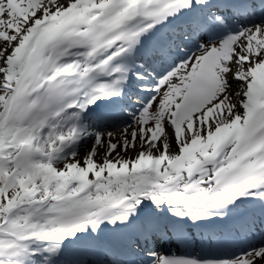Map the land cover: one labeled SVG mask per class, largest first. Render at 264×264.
Listing matches in <instances>:
<instances>
[{
	"label": "snow or ice",
	"instance_id": "snow-or-ice-1",
	"mask_svg": "<svg viewBox=\"0 0 264 264\" xmlns=\"http://www.w3.org/2000/svg\"><path fill=\"white\" fill-rule=\"evenodd\" d=\"M0 264H264V0H0Z\"/></svg>",
	"mask_w": 264,
	"mask_h": 264
},
{
	"label": "bare ground",
	"instance_id": "bare-ground-1",
	"mask_svg": "<svg viewBox=\"0 0 264 264\" xmlns=\"http://www.w3.org/2000/svg\"><path fill=\"white\" fill-rule=\"evenodd\" d=\"M116 102H118V104L120 103V101H115V102H107V103H109V104H111V103H116ZM113 106V105H112ZM128 155L129 156H131V155H133L132 153H128ZM84 155H82L81 157H83ZM100 157H97V159H99ZM162 241V238L161 239H158V240H156L155 242L156 243H159V242H161ZM179 243H182V242H179ZM183 245V244H182ZM157 247H159V250H162V251H164V249H163V247L164 246H156V248ZM186 248V247H185ZM188 250H182V249H174V250H172V252L170 251V252H168L167 254H176V255H179V254H182V253H185V252H190L191 251V249L189 250V248H187ZM198 250V249H197ZM156 252L158 251V250H155ZM164 252H166V251H164ZM222 253H224V252H221V254Z\"/></svg>",
	"mask_w": 264,
	"mask_h": 264
},
{
	"label": "rangeland",
	"instance_id": "rangeland-1",
	"mask_svg": "<svg viewBox=\"0 0 264 264\" xmlns=\"http://www.w3.org/2000/svg\"><path fill=\"white\" fill-rule=\"evenodd\" d=\"M137 107H138V106H137ZM137 107H135V110H136ZM128 112H132V111H128ZM129 119H130V120H128V123L131 122V118H130V117H129ZM90 148H91V142H89L88 144L83 145V146L81 147V149H80V156L85 155V153H86ZM158 254H160V255H167V253H165V252H160V253H158Z\"/></svg>",
	"mask_w": 264,
	"mask_h": 264
}]
</instances>
